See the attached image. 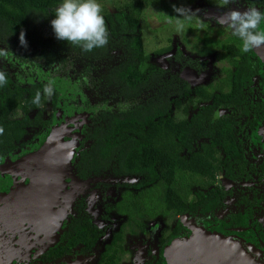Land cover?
I'll return each mask as SVG.
<instances>
[{"label":"trees","instance_id":"obj_1","mask_svg":"<svg viewBox=\"0 0 264 264\" xmlns=\"http://www.w3.org/2000/svg\"><path fill=\"white\" fill-rule=\"evenodd\" d=\"M250 1L261 4L264 0ZM61 2L0 0V53H4L0 55V71L8 76L7 85L0 87V126L4 128L0 135V156L12 150L29 129L47 125L41 106L49 99L55 107L63 99L67 81L83 86L89 80L84 87L90 90L93 101L82 102L89 112L90 124L85 127L80 144L77 174L85 177L108 168L115 175L139 173L152 180L155 174L151 167L157 163L165 190L160 200L164 206L161 214L191 209L190 176H214L220 148L228 153L227 158L234 155V114L220 115L217 108H239L240 102L244 103L241 88L255 72L252 70L258 58L255 57L256 63L250 61L249 52L242 53L230 39L222 57L236 69L227 67L224 76L213 85L198 83L190 87L171 73L163 77L162 70H142L141 65L148 58L141 33L143 0H127L115 12L103 14L109 43L92 52H84L79 46L55 37L51 20ZM21 33L26 46L20 43ZM168 50L169 47L160 48L156 53ZM207 53L210 51L202 47L197 55ZM49 82L54 88L50 98L43 94ZM37 92L41 93L39 105L33 103ZM170 95L173 97L169 98ZM73 103L76 104L75 100ZM177 112L182 116L177 117ZM202 136L205 143L194 150L193 143ZM144 177L140 176L133 185L140 187L150 181ZM204 194L198 192L197 196ZM89 225L87 220L72 219L68 226L75 235H80ZM95 237L89 241L93 243ZM77 240L75 236L70 245Z\"/></svg>","mask_w":264,"mask_h":264},{"label":"flooded vegetation","instance_id":"obj_2","mask_svg":"<svg viewBox=\"0 0 264 264\" xmlns=\"http://www.w3.org/2000/svg\"><path fill=\"white\" fill-rule=\"evenodd\" d=\"M242 2L246 4V8L256 7L264 11V1L261 4L254 1L252 3L250 0H242ZM223 33L222 30H216L213 36L207 32L199 38L201 46L196 50V54L203 47L210 51L204 57L215 55L216 61L222 63L219 68L222 76L217 77L216 81H209L205 84L213 85L218 82L224 76L223 70H226L227 67L232 70L236 69V66L225 61L222 56H224L230 39L233 41L230 42L238 44L236 46L239 50L240 41L231 32L224 33V37L221 38ZM117 53L121 54V52ZM249 54L250 61L256 63V57L259 64H255L256 67L252 70L255 72L246 78L247 84L241 88L244 103L240 102L239 108L233 106H230L229 109L226 107L217 108L220 115L231 112L234 114L232 129L234 155L227 158L228 153L220 148L216 153L218 167L214 176L205 174L190 176L193 184L188 197L193 198L192 208L175 214L172 212L166 215L161 214L164 206L160 200L164 197L165 190L162 185V170L157 163L151 167L152 173L155 174L152 180H150V176L145 175L144 177L139 173L115 175L113 170L108 168L99 169V174L91 172L85 177H80L77 174L76 162L80 144L84 138L85 127L90 124L89 112L83 107L84 100L81 101L76 97L73 99L76 104L72 102L68 109L60 107L58 104L53 107L51 100L48 99L41 106L42 118L48 122L47 125L29 129L28 131L35 130V132L30 137H27V132L20 141L16 142L12 150L1 155L0 165L13 162L23 155L35 151L44 142L50 130L60 124H66L69 128L78 127L81 138L78 139L79 145L73 159L75 181L74 183L69 182L67 189L71 193H76L77 181L90 186V192L101 189L103 197L99 196L100 201L107 200L104 207L105 212L99 216L101 221L95 219L86 207L88 197H81L74 202L73 206L71 203L72 208H69L71 210L63 220L60 230H53L51 226L48 227L49 225L41 223H36L37 227L35 225L26 227L14 237L12 247L18 248V250L14 251L15 254L11 258L10 264H162L161 261L158 263V260L161 259L163 264H166L165 248L175 239H184L190 236L185 225L177 221L180 216H187L195 220L196 224L210 232L242 238L258 249L264 259V61L258 57L254 49ZM233 58L236 59L237 56ZM136 63L139 62L136 61ZM184 63L188 65L187 62ZM182 66V62L179 63L178 70ZM162 76L169 75L163 73ZM178 80L180 78L177 73ZM69 82H74L76 94L86 93L87 99L93 101V98L90 97V90L84 87L89 83V80H85L83 86L73 80ZM189 85L192 87L197 83ZM99 88L98 93L100 94ZM171 97L173 95L169 96V98ZM182 101L186 102L183 98ZM47 107L51 112L45 116ZM177 117H179L178 114ZM74 132L76 133L77 130ZM255 135L257 136L256 140ZM64 139H69V136H65ZM252 139L256 142L251 141ZM205 141L206 138L203 136L197 138L192 147L197 150ZM5 169L7 171L0 169V194L8 193L18 185L29 183V178L26 177L24 171L19 169L12 171L7 167ZM140 176L144 177L145 181H150L140 187L134 186L133 184L138 181ZM176 182L177 176L174 183ZM175 190L177 191V183ZM112 192L113 195H111ZM198 192L205 194L199 198ZM64 199V196L60 199L63 204H65ZM123 204H128V206L125 207ZM117 205L121 207V210ZM151 205L152 209L150 210ZM154 211L155 215L150 216V213ZM111 212L117 214L121 222L117 230H114L110 237L102 243V238L108 233ZM167 216H174L175 221L169 228L164 226L160 228V231H157L159 232L157 242L152 244L151 248L149 244L152 242V237L150 238V235L154 234L158 225L149 226V223L151 220L165 219ZM31 219L35 222L43 221L42 216ZM72 219L87 220L90 224L89 229H83L84 233L80 232V235H75V232L69 230L68 226ZM101 222H103L102 225ZM74 235L78 236V240L70 245L74 241ZM84 236L85 240L83 241ZM94 237L93 243L90 242L89 239ZM144 246H146L145 252L140 255L139 249L141 250Z\"/></svg>","mask_w":264,"mask_h":264},{"label":"water","instance_id":"obj_3","mask_svg":"<svg viewBox=\"0 0 264 264\" xmlns=\"http://www.w3.org/2000/svg\"><path fill=\"white\" fill-rule=\"evenodd\" d=\"M255 53L264 61V51ZM65 136L69 139L65 140ZM80 138L78 127L60 124L50 130L35 151L0 165L2 171H7L6 167L12 171L19 169L29 178L27 185L0 194V264L11 263L14 251L18 250L12 247L14 237L26 227L41 223L60 230L75 195L67 184L75 181L73 159ZM63 196L65 204L60 201ZM40 216L43 221L31 219ZM165 256L166 264H264L258 249L242 238L205 229L187 239L173 241L165 248Z\"/></svg>","mask_w":264,"mask_h":264},{"label":"rangeland","instance_id":"obj_4","mask_svg":"<svg viewBox=\"0 0 264 264\" xmlns=\"http://www.w3.org/2000/svg\"><path fill=\"white\" fill-rule=\"evenodd\" d=\"M127 0H99V3L103 6V14L115 12L120 6H122ZM143 20L141 29L143 31V48L145 54L148 55L145 63L141 65L142 70L149 71L151 69L159 71L162 70L164 75L171 73L178 78L185 80L191 85L198 83H208L209 81H216L217 77L222 76L219 68L222 63L217 62L215 55L208 57L198 56L196 50L201 46L199 38L205 34L213 33L216 30H222L224 33H230L231 30L225 26L216 22L215 17L221 15L223 12L229 9H238L240 11L246 10V4L242 0H235L227 6H222L223 0H143ZM183 6L190 10L188 16L177 17L174 12V7ZM264 28V24L261 26ZM224 33L220 36L224 37ZM238 46V44H236ZM241 41L239 43V48ZM169 50L162 54H157L156 51L160 48H168ZM264 51V47L255 48L256 51ZM191 62L185 64L184 62ZM186 65L178 70L179 63ZM224 65V63H223ZM157 73V72H156ZM65 90H63L64 96L57 104L63 108H67L69 104L73 102V99L79 98L81 101L87 99V94H76V86L74 82H67L64 84ZM66 99V100H65ZM72 100V101H71ZM67 101V102H66ZM62 105H60V104ZM50 109H45V116H48ZM60 112V111H59ZM179 117L182 115L177 113ZM35 130L28 131L27 137H30ZM255 140L257 136L255 135ZM255 140H251L256 142ZM78 185L77 191L74 195L72 206L76 200L81 197H88L87 210L91 212L92 216L99 220L100 214L105 212V204L107 200L102 202L99 196L103 197L101 189L93 190L90 192V186L83 182H76ZM113 195V192L111 193ZM71 206V208H72ZM111 218L108 225V233L102 238L108 239L114 230H117L120 224V218L114 212H111ZM101 221V220H99ZM175 221V217H166L165 219L151 220L149 226L156 224L158 228L154 231V234L150 235L152 244L157 242L160 228L170 227L171 223ZM185 225L189 230L190 236L203 231V227L196 224L195 220L190 219L187 216H180L177 218ZM101 225L103 222L100 223ZM206 230V229H205ZM144 236H146L144 234ZM189 236V237H190ZM187 237V238H189ZM132 239V237H130ZM184 238V239H187ZM175 239V240H184ZM174 240V241H175ZM130 244L129 242H127ZM146 246L139 249L140 255L145 252ZM145 256V253H144Z\"/></svg>","mask_w":264,"mask_h":264},{"label":"clouds","instance_id":"obj_5","mask_svg":"<svg viewBox=\"0 0 264 264\" xmlns=\"http://www.w3.org/2000/svg\"><path fill=\"white\" fill-rule=\"evenodd\" d=\"M235 0H223L222 6H227ZM177 17L188 16L189 9L183 6L174 7ZM51 26L55 37L67 41L71 45L79 46L84 52H92L94 49L103 48L109 43V29L103 15V6L99 0H62L56 7ZM215 20L221 25L227 26L233 36L241 41L240 51L248 53L255 48L264 47V11L256 7H248L244 11L229 9ZM20 43L26 46L24 34L20 35ZM4 53H0L3 55ZM8 76L0 71V87L7 85ZM44 96L50 98L54 94L52 82L43 89ZM41 93L37 92L33 103L39 105ZM4 128L0 126V135Z\"/></svg>","mask_w":264,"mask_h":264}]
</instances>
